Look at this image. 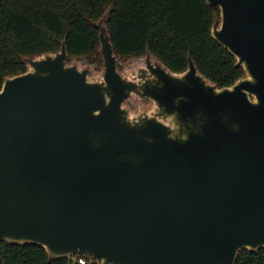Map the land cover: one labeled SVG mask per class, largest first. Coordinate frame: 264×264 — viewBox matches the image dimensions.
I'll return each mask as SVG.
<instances>
[{
	"label": "water",
	"instance_id": "95a60500",
	"mask_svg": "<svg viewBox=\"0 0 264 264\" xmlns=\"http://www.w3.org/2000/svg\"><path fill=\"white\" fill-rule=\"evenodd\" d=\"M207 2L220 7L213 37L245 70L230 86L149 51L126 75L110 10L95 23L99 78L64 40L4 79L0 242L100 264H237L264 247V0Z\"/></svg>",
	"mask_w": 264,
	"mask_h": 264
},
{
	"label": "trees",
	"instance_id": "16d2710c",
	"mask_svg": "<svg viewBox=\"0 0 264 264\" xmlns=\"http://www.w3.org/2000/svg\"><path fill=\"white\" fill-rule=\"evenodd\" d=\"M110 8V9H109ZM110 10L109 29L118 65L149 51L175 72L191 57L219 87L245 76L236 57L212 35L220 7L207 0H0V88L8 76L27 69L25 57L57 52L66 40L69 60L103 64L99 29ZM0 264H75L51 259L40 245L0 242ZM237 264H264V247L240 251Z\"/></svg>",
	"mask_w": 264,
	"mask_h": 264
},
{
	"label": "rangeland",
	"instance_id": "374dc122",
	"mask_svg": "<svg viewBox=\"0 0 264 264\" xmlns=\"http://www.w3.org/2000/svg\"><path fill=\"white\" fill-rule=\"evenodd\" d=\"M137 66H138L137 59L133 58L123 62L122 67H120V69L124 71L126 75L131 76L136 71ZM93 68H94V72L92 77L99 78L102 74V68H98L97 66L94 65ZM127 107L133 112L139 113L146 110L148 108V105H144L140 101L133 99L127 103Z\"/></svg>",
	"mask_w": 264,
	"mask_h": 264
},
{
	"label": "built area",
	"instance_id": "2783aa9c",
	"mask_svg": "<svg viewBox=\"0 0 264 264\" xmlns=\"http://www.w3.org/2000/svg\"><path fill=\"white\" fill-rule=\"evenodd\" d=\"M74 263L75 264H100L101 260L88 255V254H78V255H74ZM109 264H118V263H109Z\"/></svg>",
	"mask_w": 264,
	"mask_h": 264
}]
</instances>
